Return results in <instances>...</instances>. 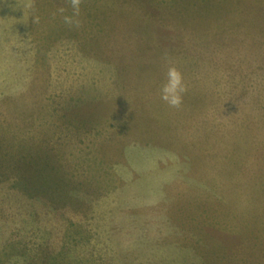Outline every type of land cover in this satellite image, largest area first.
I'll use <instances>...</instances> for the list:
<instances>
[{"label": "rangeland", "instance_id": "1", "mask_svg": "<svg viewBox=\"0 0 264 264\" xmlns=\"http://www.w3.org/2000/svg\"><path fill=\"white\" fill-rule=\"evenodd\" d=\"M36 7L0 48V264H264V0Z\"/></svg>", "mask_w": 264, "mask_h": 264}, {"label": "crops", "instance_id": "2", "mask_svg": "<svg viewBox=\"0 0 264 264\" xmlns=\"http://www.w3.org/2000/svg\"><path fill=\"white\" fill-rule=\"evenodd\" d=\"M36 1L0 0V35L5 34L6 36H0L1 49L35 47L33 36H28V34L49 32L44 26L35 25L34 16H46L44 13L35 12L37 10ZM262 42L264 43L263 40Z\"/></svg>", "mask_w": 264, "mask_h": 264}, {"label": "clouds", "instance_id": "3", "mask_svg": "<svg viewBox=\"0 0 264 264\" xmlns=\"http://www.w3.org/2000/svg\"><path fill=\"white\" fill-rule=\"evenodd\" d=\"M82 0H70L72 12L71 14H65L63 7L57 9L53 15L60 14L63 22L67 25L79 26L80 20V8ZM34 21L38 20V17H33ZM187 91V84L184 79V75L181 70L174 64L169 66L166 73V80L159 88V96L168 106L178 108L183 102L184 93Z\"/></svg>", "mask_w": 264, "mask_h": 264}]
</instances>
